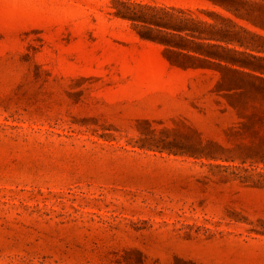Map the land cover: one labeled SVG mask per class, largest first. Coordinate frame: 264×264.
<instances>
[{
    "label": "rangeland",
    "instance_id": "rangeland-1",
    "mask_svg": "<svg viewBox=\"0 0 264 264\" xmlns=\"http://www.w3.org/2000/svg\"><path fill=\"white\" fill-rule=\"evenodd\" d=\"M242 54L264 0H0V264H264Z\"/></svg>",
    "mask_w": 264,
    "mask_h": 264
},
{
    "label": "trees",
    "instance_id": "trees-1",
    "mask_svg": "<svg viewBox=\"0 0 264 264\" xmlns=\"http://www.w3.org/2000/svg\"><path fill=\"white\" fill-rule=\"evenodd\" d=\"M242 55L245 56L246 59L244 60L231 59V62L233 64H240L242 66H246L254 70H259V71L264 70V65H262V62L264 63V57H260L252 54H242Z\"/></svg>",
    "mask_w": 264,
    "mask_h": 264
}]
</instances>
